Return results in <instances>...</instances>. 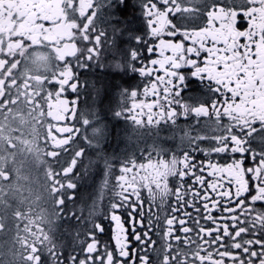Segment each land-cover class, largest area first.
I'll return each mask as SVG.
<instances>
[{
  "label": "snow or ice",
  "instance_id": "obj_1",
  "mask_svg": "<svg viewBox=\"0 0 264 264\" xmlns=\"http://www.w3.org/2000/svg\"><path fill=\"white\" fill-rule=\"evenodd\" d=\"M136 3L0 0V264H264V0Z\"/></svg>",
  "mask_w": 264,
  "mask_h": 264
},
{
  "label": "flooded vegetation",
  "instance_id": "obj_2",
  "mask_svg": "<svg viewBox=\"0 0 264 264\" xmlns=\"http://www.w3.org/2000/svg\"><path fill=\"white\" fill-rule=\"evenodd\" d=\"M127 8L125 9L123 5H119L117 8H114L112 11L114 15L112 17L111 23L118 24V25H128L131 28L137 26V22L140 19V9L136 3V0H126ZM261 25H264V20L261 21ZM126 38V37H125ZM29 68L33 71H43L44 68L39 64H34L29 62ZM112 75H116L113 73ZM136 75V73L129 71L128 76L124 77V79H128L131 76ZM87 79L91 80H106V82L115 84L116 86H122L123 80L116 79L112 80L111 75L106 77L103 68L97 70L92 69L90 71V75L86 77ZM138 82V81H137ZM187 92V89L185 90ZM189 95H192L190 92ZM83 99V98H81ZM257 118L261 119L264 118V109H259L257 111ZM71 123V121H69ZM132 148L124 141L123 134L120 130L117 132L112 133L110 132L108 138L102 141L99 145V148L96 150L102 153L105 156H108L113 159L122 158L126 153L130 152ZM102 184V176L94 174L92 179L90 180L89 184L86 185L87 192L93 197H98L100 195V186ZM107 196H105V201ZM107 228V224H106ZM4 237H0V242H2Z\"/></svg>",
  "mask_w": 264,
  "mask_h": 264
}]
</instances>
